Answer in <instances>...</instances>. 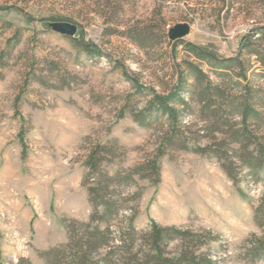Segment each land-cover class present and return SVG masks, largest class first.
Segmentation results:
<instances>
[{
    "label": "rangeland",
    "instance_id": "rangeland-1",
    "mask_svg": "<svg viewBox=\"0 0 264 264\" xmlns=\"http://www.w3.org/2000/svg\"><path fill=\"white\" fill-rule=\"evenodd\" d=\"M237 1L223 12L221 0H0V248L6 262L27 257L45 264L39 252L67 240L66 222L89 219L84 162L94 145L113 148L110 170L155 154L165 119L149 126L134 119L147 97L135 92L133 77L160 91L172 73L171 54L185 57V45L231 57L246 39L264 35V0ZM158 10L168 36L183 22L190 23V33L169 38L170 44L157 35L142 48L108 29L142 28L158 20ZM54 20L77 23L76 37L98 52L53 30ZM184 123L196 135L205 124L198 111ZM136 180L126 194L143 190L138 203H128L138 205L139 230L152 220L210 229L219 236L210 247L218 264H264L245 254L246 240L263 232L253 209L264 192V173L257 183L242 178V197L216 156L171 149L161 159L159 182ZM131 212L124 210L113 223L125 225Z\"/></svg>",
    "mask_w": 264,
    "mask_h": 264
},
{
    "label": "trees",
    "instance_id": "trees-1",
    "mask_svg": "<svg viewBox=\"0 0 264 264\" xmlns=\"http://www.w3.org/2000/svg\"><path fill=\"white\" fill-rule=\"evenodd\" d=\"M221 1L223 12L232 10L238 2ZM115 15L106 22L111 23ZM156 16L158 20L153 17L149 24L129 32L112 26L108 29L124 33L142 48L149 47L157 35L170 44L162 11L158 10ZM69 38L88 53L98 52L83 37ZM184 49L187 55L180 60L171 54L172 73L168 82L160 84L162 90L146 85L139 77L132 78L135 92L147 97L144 105L133 111L134 119L143 126L152 125L159 117L165 119L155 154L133 167L110 170L106 167L108 155L114 154L110 144L98 143L90 148L83 181L92 207L89 219L66 222L67 240L39 252L45 264H218L210 247L219 236L212 230L162 225L155 220L147 229L139 230L135 225L138 205L128 203H138L143 190L131 194L126 191L138 177L159 182L162 157L171 149H179L216 156L240 195L247 196L240 184L242 178L257 183L264 173V35L246 39L231 57H218L191 44ZM197 111L205 123L197 129L198 135L184 123L186 115ZM202 138H208L207 142L201 143ZM128 209L134 212L125 216V225L114 224ZM253 210L263 232L246 240L245 254L258 260L264 258V192ZM0 264H14L5 261L1 248ZM15 264L35 263L21 257Z\"/></svg>",
    "mask_w": 264,
    "mask_h": 264
},
{
    "label": "water",
    "instance_id": "water-1",
    "mask_svg": "<svg viewBox=\"0 0 264 264\" xmlns=\"http://www.w3.org/2000/svg\"><path fill=\"white\" fill-rule=\"evenodd\" d=\"M53 30L67 36H76L79 25L68 20H54L51 22ZM191 31V25L188 22L178 23L169 31L171 41L184 39Z\"/></svg>",
    "mask_w": 264,
    "mask_h": 264
},
{
    "label": "built area",
    "instance_id": "built-area-1",
    "mask_svg": "<svg viewBox=\"0 0 264 264\" xmlns=\"http://www.w3.org/2000/svg\"><path fill=\"white\" fill-rule=\"evenodd\" d=\"M259 37V36H258ZM256 38V37H255Z\"/></svg>",
    "mask_w": 264,
    "mask_h": 264
}]
</instances>
